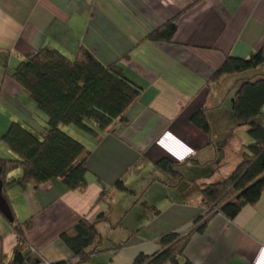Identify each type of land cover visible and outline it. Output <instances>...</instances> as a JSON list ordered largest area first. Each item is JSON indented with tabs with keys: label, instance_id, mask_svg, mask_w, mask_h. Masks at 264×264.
I'll return each mask as SVG.
<instances>
[{
	"label": "crops",
	"instance_id": "obj_1",
	"mask_svg": "<svg viewBox=\"0 0 264 264\" xmlns=\"http://www.w3.org/2000/svg\"><path fill=\"white\" fill-rule=\"evenodd\" d=\"M176 16L172 42L146 38ZM45 46L70 58L88 49L106 65L119 64L142 92L125 119L97 137L63 127L89 152L86 188L71 190L53 178L7 190L16 219H31V251L42 264L74 260L61 235L83 218L105 215L96 224L100 251L76 264H133L139 254L153 255L161 235L185 231L205 213L201 189L227 178L253 141L248 126L236 123L233 97L237 79L264 77V64L242 76H212L227 56L248 58L264 46V0H0V49L10 52L7 67L0 65V137L12 122L44 133L47 115L11 74ZM201 109L210 133L191 120ZM0 157L17 155L0 140ZM165 157L180 163L176 186L155 166ZM120 179L127 189L100 200ZM143 192L150 198L141 207ZM18 240L0 213V264ZM184 254L193 264H264V191L234 219L213 216Z\"/></svg>",
	"mask_w": 264,
	"mask_h": 264
},
{
	"label": "trees",
	"instance_id": "obj_2",
	"mask_svg": "<svg viewBox=\"0 0 264 264\" xmlns=\"http://www.w3.org/2000/svg\"><path fill=\"white\" fill-rule=\"evenodd\" d=\"M178 16L147 34L155 42H172L177 30ZM10 52L0 49V65L7 67ZM264 64V46L248 58L227 56L212 76L245 75ZM16 80L37 103L48 119L44 133L38 134L19 122H12L0 137L16 153V158H1L3 195L19 186L39 187L53 178H60L71 190H82L88 185L85 145L64 130L74 125L94 137L107 131L115 122L125 119L127 110L138 100L142 87L129 79L119 64L106 65L88 49L81 48L74 58L59 49L45 46L35 55L23 60L12 72ZM234 117L238 126H248L253 141L245 145L242 159L224 180L210 183L201 189L205 213L197 217L185 231H172L157 239L158 251L153 255L139 254L133 264H193L184 250L190 237L203 232L208 221L221 213L234 219L245 205H254L264 191V123L258 122L264 110V77L242 76L237 79L233 97ZM192 122L210 133V123L204 109L193 114ZM167 174L170 186L183 179L180 163L169 158L155 162ZM20 170L18 175L12 172ZM124 179L118 180L112 190H104L100 200H110L118 191L126 190ZM9 203V201H8ZM10 205V203H9ZM13 212L12 206L10 205ZM1 213V212H0ZM10 222L18 235L11 259L7 264H42V259L31 251L26 232L31 219ZM105 215L98 221L104 220ZM97 222L83 218L61 235L74 253V260L53 264H76L90 259L100 251L102 235ZM119 245L117 249L121 248Z\"/></svg>",
	"mask_w": 264,
	"mask_h": 264
},
{
	"label": "water",
	"instance_id": "obj_3",
	"mask_svg": "<svg viewBox=\"0 0 264 264\" xmlns=\"http://www.w3.org/2000/svg\"><path fill=\"white\" fill-rule=\"evenodd\" d=\"M3 186L4 184L1 178V168H0V212L9 222H13L14 215L7 199L3 195Z\"/></svg>",
	"mask_w": 264,
	"mask_h": 264
},
{
	"label": "rangeland",
	"instance_id": "obj_4",
	"mask_svg": "<svg viewBox=\"0 0 264 264\" xmlns=\"http://www.w3.org/2000/svg\"><path fill=\"white\" fill-rule=\"evenodd\" d=\"M260 123H264V115L260 118V120L258 121ZM138 196L141 198L140 200V205L141 207L145 205V202L147 201V199L150 198V194L149 193H138ZM124 201V199L122 198V200L120 202Z\"/></svg>",
	"mask_w": 264,
	"mask_h": 264
},
{
	"label": "built area",
	"instance_id": "obj_5",
	"mask_svg": "<svg viewBox=\"0 0 264 264\" xmlns=\"http://www.w3.org/2000/svg\"><path fill=\"white\" fill-rule=\"evenodd\" d=\"M46 264H51V263H48V262H47Z\"/></svg>",
	"mask_w": 264,
	"mask_h": 264
}]
</instances>
